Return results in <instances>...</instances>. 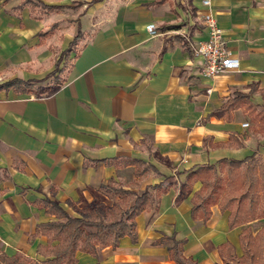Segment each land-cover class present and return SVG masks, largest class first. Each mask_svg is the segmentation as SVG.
<instances>
[{"label":"crops","instance_id":"1","mask_svg":"<svg viewBox=\"0 0 264 264\" xmlns=\"http://www.w3.org/2000/svg\"><path fill=\"white\" fill-rule=\"evenodd\" d=\"M20 1L0 0V82L43 78L78 30L82 39L62 84L42 94L0 89V250L45 259L37 245L46 236L36 228L55 216L38 203L44 197L77 215L74 206L112 202L101 183L139 193L164 180L158 202L135 217V240L124 235L95 255L77 250L73 264H180L169 253L174 239L188 264H225L224 244L240 256L239 234L264 227V216L230 228L228 210L212 205L207 220L192 218L199 181L176 196L196 165L264 156V129L247 109L213 114L251 88L250 101L264 105V0H210L239 59L237 69L213 77L202 74L194 51L207 38L202 0H41L58 6L48 12L18 9ZM127 157L157 172L138 177L132 164L103 162Z\"/></svg>","mask_w":264,"mask_h":264},{"label":"trees","instance_id":"2","mask_svg":"<svg viewBox=\"0 0 264 264\" xmlns=\"http://www.w3.org/2000/svg\"><path fill=\"white\" fill-rule=\"evenodd\" d=\"M24 6H28L31 11L39 8L41 12L58 8L56 5H46L41 0H21L18 9ZM42 34L46 32L39 35ZM81 39L82 32L78 30L67 47L60 52L54 68L43 78H12L0 82V89L42 94L49 86H39L37 82L52 77V81L62 84L66 76L60 75L62 72L67 73L72 62V58H67L71 52L75 56L78 54ZM60 62H63L61 66ZM250 91L237 92L213 111V114L229 118L232 110L244 107L248 110L250 119L264 129V105L253 104L250 101ZM103 162L121 166L132 164L135 166L133 174L138 177L151 169L157 172L153 164L140 158H111ZM196 181L201 185L191 197L192 218L207 220L212 205H217L221 211L228 210L227 221L230 228L264 216V156H255L253 152L243 158L222 157L213 163L196 165L186 171L176 198L185 196ZM150 188H155L157 193H153ZM99 189L112 198V202L108 204L95 201L81 208L74 206L77 215H71L58 202L48 197L38 201L47 213L55 216L54 220L41 222L36 228V233L46 236V244L37 245V252L45 259L40 261L20 253L7 255L0 250V264H73L77 261V250L95 255L99 247H116L124 235L135 240V217L143 209L152 208L153 203L158 202L160 192L166 191L167 185L163 180L137 193L120 184L106 182L101 183ZM239 243L242 249L240 256L236 255L232 245L220 246L221 249L228 247L229 260H225V264H264V227L254 234L248 227L244 228L239 234ZM181 245L182 240L174 239L169 253L178 263L188 264L179 254Z\"/></svg>","mask_w":264,"mask_h":264},{"label":"built area","instance_id":"3","mask_svg":"<svg viewBox=\"0 0 264 264\" xmlns=\"http://www.w3.org/2000/svg\"><path fill=\"white\" fill-rule=\"evenodd\" d=\"M207 9L201 15V21L207 30V38L199 41L194 46L196 54L202 56L204 64L202 74L207 77H213L223 71L237 69L239 67L238 57L232 54L231 49L226 45L222 28L209 9L210 0H202ZM146 29L150 34H157L153 23H148ZM248 122H243L242 126L247 127Z\"/></svg>","mask_w":264,"mask_h":264},{"label":"rangeland","instance_id":"4","mask_svg":"<svg viewBox=\"0 0 264 264\" xmlns=\"http://www.w3.org/2000/svg\"><path fill=\"white\" fill-rule=\"evenodd\" d=\"M72 56H73V52L70 53V55L68 56L67 59H70V60H71ZM62 64H63V62H60V66H61ZM65 73H66V72H62L60 76H61V77L66 76ZM51 78H52V77H48V78H46V79L43 80V81L37 82V85H39V86H40V85H41V86H44V85H45V86H49V88L46 90V91H49V90H51L53 87L59 85L58 83L52 81ZM41 83H43V84H41ZM106 201H107V202H110V199H106Z\"/></svg>","mask_w":264,"mask_h":264}]
</instances>
